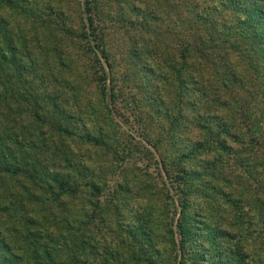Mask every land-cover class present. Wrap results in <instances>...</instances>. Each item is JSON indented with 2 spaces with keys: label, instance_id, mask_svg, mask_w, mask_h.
Segmentation results:
<instances>
[{
  "label": "trees",
  "instance_id": "trees-1",
  "mask_svg": "<svg viewBox=\"0 0 264 264\" xmlns=\"http://www.w3.org/2000/svg\"><path fill=\"white\" fill-rule=\"evenodd\" d=\"M70 1L0 0V264H264V0H101L136 12L119 18L125 29L142 26L147 68L177 103L171 130H197L174 161L176 175L162 155L157 167L177 184L199 179L202 195L201 212H191V188L181 186L176 200L167 194L157 222L161 192L137 179L148 204H139L137 226L117 221L123 234L110 237L101 236V165L86 160L107 147L111 110L99 124L97 103L84 102L93 95L81 87L82 74L55 87L48 77L41 91L33 77L47 75L53 61L66 66L69 48L86 39L102 67L92 81L114 99L92 0ZM70 8L80 22L72 23ZM142 139L153 156L156 142ZM190 159L199 169L181 165Z\"/></svg>",
  "mask_w": 264,
  "mask_h": 264
},
{
  "label": "rangeland",
  "instance_id": "rangeland-1",
  "mask_svg": "<svg viewBox=\"0 0 264 264\" xmlns=\"http://www.w3.org/2000/svg\"><path fill=\"white\" fill-rule=\"evenodd\" d=\"M69 3L72 4L71 1ZM90 3V15L94 20V35L100 37L98 41L101 45V33L103 34L105 47L108 51L110 66L106 65L99 53L98 58L104 66L103 69L109 74L107 83L113 89L114 99L111 102L108 99L106 101L102 94V88L100 95V88H97L98 86L92 81L93 72L101 73L102 67L100 68V63L94 52L88 48L89 44H87L86 39H82L79 44H73L74 46L69 48L71 54L66 66H58V63L53 61L49 64L50 72H46L47 75L44 76L46 78L33 77L37 89L41 91L46 80L50 79L49 81H51L50 84L48 82L49 87H53V85L55 87L58 85L55 80H58L60 84L63 81L66 82L67 79L73 80L75 74H82L81 87L85 89L86 95H93L84 99V102L88 100L97 103L93 109L94 111L101 109L99 124H104L107 121L105 116L108 114V109L111 110L110 120L106 122L105 132L103 131L104 135L102 136L107 147H101L98 153H95L96 149H93L90 153L91 158L86 160V163L90 165H101V185L104 187L101 215L107 218L106 223L105 221L101 223V236L110 237L114 234L118 235V233L123 234V231L121 232L119 228H116L117 221H123L125 227L137 226L136 214L138 208L140 209L139 204L144 203V206L148 204L147 200L141 196L143 194L140 190L142 182H152L155 190L159 189L161 192L157 196L158 204L155 206L154 220L157 222L159 218L161 219V211L164 213L167 210L166 206L169 208L166 202H171V200L167 194L176 200L177 190L181 186L192 190L189 194L190 211L194 212L202 207V195L196 191L199 188V179H192L189 176L184 179L183 184H177V179L174 178L173 182L167 178L156 164L157 162L160 163L162 155L170 166L171 176L176 175L177 168L172 169V166L175 165L174 161L176 162L179 157L178 153L191 141L193 142L198 137V133L194 128L185 132L184 129L178 127L179 125H176V128L172 127L173 131L171 130L170 121L176 114L174 112L177 111V103L171 97V91H169L170 96H167V86L158 80L156 73L147 68L152 62L144 58L145 51L143 48L145 47L139 39V35L142 34V26L137 22L131 29H125L119 18L121 12L125 11L127 17H136V12L130 13L125 6L126 4L112 3L109 8L101 0H92ZM70 10L72 23L80 22L78 8H70ZM144 10L145 8L141 5L140 13ZM83 15L84 21L87 23L85 13ZM88 31H91V28ZM133 38L136 40L133 41ZM90 41V44L95 43L92 39ZM133 49H136L135 52L139 53V57L133 55L131 52ZM71 62L74 65H71ZM41 79L45 81L43 82ZM77 81L79 80L76 79ZM86 95L84 96L87 97ZM162 98L165 99V104L160 103ZM90 117H93L91 113ZM95 123L97 122L95 121ZM143 135H147L153 142H156V153L153 156L149 155L148 152L146 153L145 147H149V145H146L145 140L142 139ZM75 145L78 146V144ZM114 149L117 155L113 152ZM81 151L85 152V148L83 147ZM200 157L197 156V159ZM181 165H184L186 169H199L197 163L192 162L191 159L188 162L187 160L181 162ZM137 179H141V184L137 182L139 181ZM162 179L165 180L163 183ZM115 184L118 186L114 187ZM82 200L79 197L73 200V204L82 203ZM158 206L161 209H158ZM177 208L179 210V207ZM199 211L201 212V208ZM202 212L207 215L205 210ZM178 215L179 213H177ZM109 229H112V232ZM159 229L157 230L159 231ZM163 259L167 260L168 258L163 257ZM208 259L211 260L209 255Z\"/></svg>",
  "mask_w": 264,
  "mask_h": 264
}]
</instances>
